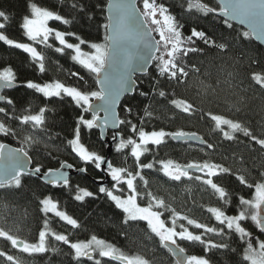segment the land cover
I'll return each mask as SVG.
<instances>
[{
    "label": "trees",
    "instance_id": "16d2710c",
    "mask_svg": "<svg viewBox=\"0 0 264 264\" xmlns=\"http://www.w3.org/2000/svg\"><path fill=\"white\" fill-rule=\"evenodd\" d=\"M216 2L139 0L159 49L149 72L137 76L134 94L121 101L120 140L110 158V170H118L117 176L107 186L82 174L54 185L31 175L0 185V264H126L113 254L79 256L75 244L92 238L104 240L128 261L141 257L150 264H177L150 223L129 218L105 187L133 198L139 207L151 206L174 226L176 242L192 258L252 264L250 247L264 240L255 200L256 186L264 183V47L246 29L218 16ZM107 4L0 0V31L8 38L0 37V73L18 83L5 91L7 100L0 103V146L9 142L25 149L42 171L68 161L100 179L98 165L107 144L86 104L66 91L50 95L40 87L59 83L93 94V99L100 94L96 72L79 62L53 32L28 37L25 18L36 5L58 15L48 20L50 27L68 39L80 38L86 47L100 42L106 46ZM145 5L169 13L176 30L163 31ZM217 117L238 127H221ZM157 131L166 133L161 141L142 143L144 133ZM77 132L95 154L91 160L72 147ZM174 133H197L205 144L175 142ZM193 164L204 165L207 178L198 177L202 170L181 169ZM82 189L88 193L81 196ZM45 196L73 217L75 225L44 211ZM45 229V248L37 251ZM18 240L34 248H19Z\"/></svg>",
    "mask_w": 264,
    "mask_h": 264
},
{
    "label": "water",
    "instance_id": "95a60500",
    "mask_svg": "<svg viewBox=\"0 0 264 264\" xmlns=\"http://www.w3.org/2000/svg\"><path fill=\"white\" fill-rule=\"evenodd\" d=\"M220 9L215 12L230 23L248 31L256 43L264 47V0H216ZM139 6V0H108L106 53L102 68L96 71V83L100 95L87 105V112L93 117V125L98 128L101 140L107 144L106 153L99 161L100 179L91 177L85 168H77L64 161L57 169L42 171L34 166L30 154L23 148L4 142L0 146V185L14 182L23 175H31L47 185L67 183L70 177L82 174L98 186L110 184L113 174L110 171V158L114 145L120 140V106L128 95H133L138 83L137 76L145 75L156 57L159 42ZM18 83L4 78L0 73V103L7 100L5 91L14 89ZM112 132L113 136L108 133ZM175 142H189L204 145L205 140L197 133H174ZM204 165L181 166L185 172L201 171ZM259 203L257 220L259 233L264 235V198ZM0 235H3L0 232ZM166 247L177 264H188L192 256L176 241L164 240ZM19 248H34L22 240L16 241ZM92 256V254H89ZM113 259L128 263L120 255Z\"/></svg>",
    "mask_w": 264,
    "mask_h": 264
},
{
    "label": "rangeland",
    "instance_id": "374dc122",
    "mask_svg": "<svg viewBox=\"0 0 264 264\" xmlns=\"http://www.w3.org/2000/svg\"><path fill=\"white\" fill-rule=\"evenodd\" d=\"M146 6V11L151 14V17L153 18L154 15H159V22L163 24V31H171L176 30L174 19L172 16L167 13L165 10H162L160 7H154L149 8V5ZM31 15L27 16L25 18V29L28 37L30 38H36L41 35H44L47 31L53 32L55 36L62 42V44L71 47L74 51L76 59L87 65L90 69H92L94 72L98 71L100 68H102V65L104 63V55H105V49L106 46L103 43H88V47L84 46L83 44L87 43L85 41H82V39H68L66 35L56 28H51L49 21L52 18L58 17L55 13L51 11H47L45 9H41L36 5L31 6ZM0 37L4 39H8L4 34L0 31ZM6 78H8L6 76ZM45 90L48 94H54V93H61L62 91H66L72 95L75 96L76 101L78 103H83L88 105V103L92 100V96L89 94L81 93L80 91L74 90L72 88L65 87L59 83H48L40 86ZM216 121L219 126L221 127H229L231 129H236L238 127V124L236 122H233L231 120H228L226 118L217 117ZM166 135L165 132H153V133H144L142 135V143H149V142H158L161 141L164 136ZM72 147L75 149L77 153H79L85 160H91L95 154L89 151L84 144L81 142L79 133L77 132L74 137L71 139ZM167 168L171 166V164H166ZM209 170V167H207ZM113 172L114 178L117 176L118 170L111 169ZM208 172L205 170H202L199 172L198 177L207 178ZM255 200L257 203H260L264 198V183L259 184L256 186L255 189ZM103 191L108 192L110 197H112L115 202L118 204L119 207H122L126 212L127 216L129 218L133 219H145L147 220L150 225L152 226L153 230L156 231L162 238V240H172L176 241V237L179 235V233L176 231L174 226H168L161 218V216L150 207H139L135 204L133 198L131 197H125L121 196L120 194L113 192L111 188L105 187ZM88 193V190L82 189L81 190V196ZM43 209L47 212H53L57 215H59L62 219L67 221L68 223H71L75 225L76 220H74L73 217L67 215V213L63 210H59L57 206L55 205L54 201L50 196H45L42 199ZM229 220H232L229 218ZM240 231H242L241 228H239ZM46 229L41 231L40 239L36 243V250L37 251H43L45 248V234ZM182 235L189 236L190 232L188 231H182L180 232ZM244 233V231H242ZM75 249L77 251V254L80 256L99 252L101 256H107L110 254L113 255H121V253L115 249L113 246H110L107 242L104 240L98 239V238H92L85 242H79L75 244ZM250 253L248 257L251 260L252 264H264V240H257V244L254 246L252 245L249 250ZM122 256V255H121ZM130 264H150L148 260L141 258V257H134L129 258ZM190 263H197V264H210L206 259L203 258H192L188 264Z\"/></svg>",
    "mask_w": 264,
    "mask_h": 264
},
{
    "label": "built area",
    "instance_id": "2783aa9c",
    "mask_svg": "<svg viewBox=\"0 0 264 264\" xmlns=\"http://www.w3.org/2000/svg\"><path fill=\"white\" fill-rule=\"evenodd\" d=\"M154 19L159 20V15L158 14L154 15Z\"/></svg>",
    "mask_w": 264,
    "mask_h": 264
},
{
    "label": "flooded vegetation",
    "instance_id": "af4514ba",
    "mask_svg": "<svg viewBox=\"0 0 264 264\" xmlns=\"http://www.w3.org/2000/svg\"><path fill=\"white\" fill-rule=\"evenodd\" d=\"M56 205V204H55Z\"/></svg>",
    "mask_w": 264,
    "mask_h": 264
}]
</instances>
